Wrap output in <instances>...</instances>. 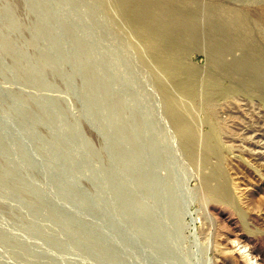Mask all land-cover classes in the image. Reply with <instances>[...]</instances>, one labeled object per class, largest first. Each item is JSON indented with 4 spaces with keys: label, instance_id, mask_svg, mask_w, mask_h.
I'll use <instances>...</instances> for the list:
<instances>
[{
    "label": "rangeland",
    "instance_id": "1",
    "mask_svg": "<svg viewBox=\"0 0 264 264\" xmlns=\"http://www.w3.org/2000/svg\"><path fill=\"white\" fill-rule=\"evenodd\" d=\"M256 255L264 0H0V264Z\"/></svg>",
    "mask_w": 264,
    "mask_h": 264
},
{
    "label": "bare ground",
    "instance_id": "2",
    "mask_svg": "<svg viewBox=\"0 0 264 264\" xmlns=\"http://www.w3.org/2000/svg\"><path fill=\"white\" fill-rule=\"evenodd\" d=\"M127 1H128V0H127ZM132 2H133V0H132ZM168 3H169V2H168ZM174 4H175V3H174ZM151 5H152V4H151ZM172 5H173V4H172ZM158 6H159V5H158ZM163 6H164V5H163ZM165 6H166V4H165ZM165 6H164V7H165ZM176 6H177V5H176ZM172 7H173V6H172ZM177 7H178V6H177ZM168 9H171V7L168 8ZM178 9H179V8H178ZM152 10H153V9H152ZM165 10H167V9H165ZM171 10H172V9H171ZM175 10H177V9H175ZM177 11H178V10H177ZM181 11H182V10H181ZM138 12H139V11H138ZM146 12H147V11H146ZM146 12H144V14H145ZM149 12H150V11H149ZM168 12H169V11H168ZM184 12H185V11H184ZM186 12H187V11H186ZM136 13H137V12H136ZM175 13H176V11H175ZM189 13H190V12H189ZM187 14H188V13H187ZM142 15H143V14H142ZM150 15H151V14H150ZM185 15H186V14H185ZM140 17H141V16H140ZM140 17H139V18H140ZM146 17H147V15H146ZM148 17H149V16H148ZM150 17H152V16H150ZM153 17H154V16H153ZM187 17H188V16H187ZM143 18H145V16H144ZM190 18H191V17H190ZM146 19H147V18H146ZM150 20H151V19H150ZM141 21H142V17H141ZM146 21H148V20H146ZM182 21H183V19H182ZM143 22H145V21L143 20ZM153 22H155L154 19H153ZM156 22H157V21H156ZM161 23H163V22H161ZM150 24H151V23H150ZM153 24H154V23H152V25H153ZM183 24H185V22H184ZM157 25H159V24H156V26H157ZM160 25H161V24H160ZM187 25H188V24H187ZM149 26H151V25H149ZM154 26H155V25H154ZM164 26H165V25H164ZM164 26H163V27H164ZM157 27H158V26H157ZM163 27H161V29H162ZM152 28H153V27H152ZM166 28H167V27H166ZM159 30H160V29H159ZM164 30H165V29H164ZM164 30H163V31H164ZM221 31H222V30H221ZM219 49H220V47H219ZM240 61H241V60H240ZM237 63H238V62H237ZM243 63H244V62H243ZM243 65H244V64H243ZM174 84H175V83H174ZM186 86H187V85H186ZM188 87H189V86H188ZM188 87H187V89H188ZM189 88H190V87H189ZM185 89H186V88H185ZM190 89H191V88H190ZM190 89H189V90H190ZM182 90H183V89H182ZM169 99H171V98H169ZM172 100H173V99H172ZM174 100H176V99H174ZM176 102L178 103V102H180V101H176ZM174 103H175V102H174ZM169 104H170V101H169ZM175 104H176V103H175ZM175 104H172V105H175ZM179 104H180V103H179ZM182 104H183V103H182ZM182 104H180V105H182ZM170 105H171V104H170ZM170 105H168V106H170ZM183 105H184V104H183ZM183 105H182V106H183ZM179 108H180V106H179ZM181 108H182V107H181ZM181 108H180V109H181ZM183 108H184V107H183ZM186 108H187V107H186ZM173 109L175 110V108H173ZM189 109H191V108H189ZM169 110H170V109H169ZM181 110H182V109H181ZM191 110H192V109H191ZM170 111H171V110H170ZM193 111H194V110H193ZM172 112H173V111H172ZM178 112H180V111H178ZM178 112H177V113H178ZM185 113H186V112H185ZM185 113H184V114H185ZM181 115H183V113H182ZM188 115H189V114H188ZM188 115H187V116H188ZM176 116H177V115H176ZM179 116H180V115H178L177 117H179ZM187 116H186V117H187ZM189 116H191V115H189ZM174 117H175V116H174ZM174 117H173V118H174ZM175 118H176V117H175ZM181 118H182V116H181ZM183 118H185V117L183 116ZM192 118H193V117H192ZM194 118H195V117H194ZM185 119H187V118H185ZM188 119H189V117H188ZM179 120H180V121H179L178 123H180L181 121L184 122V121H183L184 119H183V120L179 119ZM189 121H192V120H189ZM194 122H195V121H193V123H194ZM178 123H177V124H178ZM185 123H186V122H185ZM187 124H188V123H187ZM180 125H181V123H180ZM180 125H179V126H180ZM191 125L194 127L193 124H191ZM196 125H197V123H196ZM183 126H184V124L182 125V127H183ZM189 126H190V125H189ZM186 127H187V126H186ZM190 127H191V126H190ZM182 129H183V128H182ZM182 129H181V130H182ZM188 129H190V128H188ZM194 129H196V128L194 127ZM179 130H180V129H179ZM183 130H184V129H183ZM185 131H186V130H185ZM193 131H194V130H193ZM181 132H182V131H181ZM187 132H188V131H187ZM187 132H186V133H187ZM183 133H184V131H183ZM183 133H182V134H183ZM210 133H211V132H210ZM213 133H214V132H213ZM188 134L191 136L192 133L190 132V133H188ZM194 135H195V134H194ZM209 135H211V134H209ZM192 136H193V135H192ZM192 136H191V137H192ZM207 136H208V134H207ZM187 137H188V136H187ZM187 137H185V138H187ZM191 137H190V139H192ZM212 137L214 138V136H212ZM193 139H194V137H193ZM208 139H209V138H208ZM210 139H211V137H210ZM188 140H189V139H188ZM211 140H212V139H211ZM192 141H193V140H192ZM192 141L189 140V142H188L189 145L192 144V143H191ZM194 141H195V140H194ZM184 142H185V141H184ZM208 142H209V141H208ZM193 143H194V142H193ZM204 143H205V142H204ZM194 144H195V143H194ZM187 145H188V144H187ZM204 146H205V145H204ZM207 146H208V145H207ZM207 146H206V148H207ZM209 146H211V145H209ZM189 147H191V146H189ZM194 147H195V146H194ZM215 147H216V146H215ZM187 148H188V147H187ZM218 149H219V148H218ZM188 150H189V149H188ZM190 150H191V149H190ZM192 150H193V148H192ZM210 150H211V153L214 152V151L212 152V149H210ZM215 153H217V152H215ZM217 154H218V153H217ZM219 168H220V167H219ZM220 169H222V168H220ZM209 177H210V175H209ZM217 177H218V176H217ZM218 179H219V177H218ZM213 180H217V179L215 178V179H213ZM209 182H210V181H209ZM212 183H213V182H212ZM214 183H215V182H214ZM219 184H220V183H219ZM220 185H221V184H220ZM207 186H209V185H207ZM217 186H218V185H217ZM217 186H215V187H217ZM222 186H223V185H222ZM213 188H214V187H213ZM215 189H216V188H215ZM220 189H223V188H220ZM218 190H219V189H218ZM223 191H224V190H223ZM212 192H214V191H212ZM216 192H217V191H216ZM220 193H221V192H220ZM257 253H258V252H257ZM227 254H228V253H227ZM259 254H260V253H259ZM259 254H258V255H259ZM258 255H256L255 258L257 259L258 262L260 261L259 264H264V260H263L262 256H260L261 258H260V260H259ZM253 257H254V256H253ZM226 258H227V257H226ZM232 258H233V257H232ZM232 258H231V259H232ZM247 258H248V257H247ZM261 259H262V260H261ZM232 261H233V260H232ZM228 263H229V262H228Z\"/></svg>",
    "mask_w": 264,
    "mask_h": 264
}]
</instances>
